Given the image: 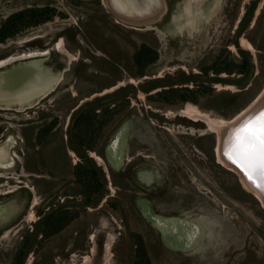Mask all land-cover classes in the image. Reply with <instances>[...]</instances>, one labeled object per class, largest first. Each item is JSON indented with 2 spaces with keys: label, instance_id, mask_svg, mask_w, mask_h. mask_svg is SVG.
Returning <instances> with one entry per match:
<instances>
[{
  "label": "rangeland",
  "instance_id": "rangeland-1",
  "mask_svg": "<svg viewBox=\"0 0 264 264\" xmlns=\"http://www.w3.org/2000/svg\"><path fill=\"white\" fill-rule=\"evenodd\" d=\"M164 2L144 27L105 0H0V29L51 13L0 40V59L50 50L0 68V147L18 156L0 168V264H264V208L217 162L216 133L178 113L229 120L262 90L264 0Z\"/></svg>",
  "mask_w": 264,
  "mask_h": 264
},
{
  "label": "bare ground",
  "instance_id": "bare-ground-1",
  "mask_svg": "<svg viewBox=\"0 0 264 264\" xmlns=\"http://www.w3.org/2000/svg\"><path fill=\"white\" fill-rule=\"evenodd\" d=\"M124 1H127V0H124ZM128 1H129L130 5H132V6H134V4L138 3V0H128ZM142 3H144L146 5V4H148V1H142ZM151 3H153V2L151 1ZM124 9H125V6H124ZM246 49L251 51L253 48L248 43V44H246ZM52 50L57 51V52H64V47H63L62 41L60 40L57 43H55ZM49 53H50L49 49H43V50L38 49V50H30L27 52H22V53H19L16 55H14V54L9 55V56H6L5 58L0 59V68L5 66V65H9L11 63L20 61V60H27V59H32V58L44 57V56L48 55ZM130 82H133V81L130 80ZM120 85H122V83H120ZM113 88H116V87H113ZM113 88H110L109 91H111V89L113 90ZM28 89H29V87H28ZM28 89H25V90H28ZM263 105H264V86H263L262 90L257 94V96L251 101V103L246 108L239 111L233 118H231L229 120H223V119L217 120L218 118L217 119L211 118L209 115L199 111V109L197 107H195L194 105H186L183 109L179 110L178 113L180 116L185 117L187 119H190L193 121L203 122L210 132L216 133L217 142H216V148H215V157H216L217 162H219L223 166H226L229 169L233 170L238 175L239 182L242 185V187L244 189H246L247 191H250L261 202V205L264 208V197L261 196L260 194H258V192L254 189V187H252L250 184H248L243 179L242 174H240L238 169L235 166H233L231 163H229L228 160L225 157H223V155H222L223 147L225 145V140H226V138H229V134L233 130H235L236 128L242 126L245 123V121L248 118H250L252 115H254ZM17 110H19V109H17ZM10 138H12V137H10ZM6 157L10 161H6L5 165H0L1 169H6L7 167H11L14 165L15 161H18L17 160L18 156H16V153H15V155L11 154V156H10L9 154H7L5 149L0 147V163H3V161H5V159H6ZM92 157L95 161L99 162V164H102L101 158L99 156L92 154ZM0 178H5V177L1 175ZM7 180H8V178H7ZM260 184L264 187V181H262L261 179H260ZM4 185H6V183H4L3 186ZM31 215H32V213L28 214V219H32V217H29ZM194 239H192V240H194Z\"/></svg>",
  "mask_w": 264,
  "mask_h": 264
},
{
  "label": "water",
  "instance_id": "water-1",
  "mask_svg": "<svg viewBox=\"0 0 264 264\" xmlns=\"http://www.w3.org/2000/svg\"><path fill=\"white\" fill-rule=\"evenodd\" d=\"M141 1H148V4L145 5ZM151 1L153 3H151ZM105 3L107 9L114 17L135 26L147 27L148 25L155 24L162 18L163 14L166 12V5L164 0H138V3L134 4V6L130 5L128 0H105ZM260 117H264V105L254 115L248 118L245 123L249 119ZM240 127L233 130L229 134V138H226L222 155L228 160L229 163H231L238 169L240 174H242L243 179L252 187H254L258 194L264 197V187L260 184V178L253 175L252 179H249V177L245 174V171H242L241 168L237 166V163L232 162L234 159H236V156L233 152L235 143L234 133ZM257 201L259 202V204H261L259 200Z\"/></svg>",
  "mask_w": 264,
  "mask_h": 264
},
{
  "label": "trees",
  "instance_id": "trees-1",
  "mask_svg": "<svg viewBox=\"0 0 264 264\" xmlns=\"http://www.w3.org/2000/svg\"><path fill=\"white\" fill-rule=\"evenodd\" d=\"M48 13V11L46 9H31V10H25V11H20L18 13H14L12 14L8 19H6L4 21V23L2 24L1 26V29H0V40H2L4 37L6 36H11L14 32H16L18 30V28L20 27H24V26H27V25H30V24H33L37 21H41V20H45L46 18H50L51 16V13L49 12V14H46ZM22 27V28H23ZM139 53V54H138ZM136 55V59L139 61L141 60H145L147 58L150 57V53L148 52V50L145 48V47H142L141 50H139ZM150 61V60H148ZM184 91H186L187 89H183ZM179 92V89H174V88H168L166 90H163V93L161 95H168V94H177ZM181 100H188V99H185V98H182ZM102 110L103 112H107V108L106 107H102ZM94 115V111H90L88 113H85L83 115H81L79 117V120H77V130L79 132H83V130L85 129H88L89 126H91L92 124V117ZM80 118H83V119H80ZM78 121H79V124H78ZM52 124L54 123H51V125L49 124L48 126L46 127H43L39 130L38 132V137H39V140L43 137V133L47 131H49L50 127L52 126ZM91 128V127H90ZM77 138H79L80 140V137L79 135L77 134ZM82 145H85V148L88 150L92 147H87L86 144L84 143H81ZM87 158V157H84V159ZM92 173V172H90ZM63 213H57V214H53V215H49L46 219V221L44 222V225H43V234L46 236L47 233L46 232H57L59 231L66 223L67 221H63Z\"/></svg>",
  "mask_w": 264,
  "mask_h": 264
},
{
  "label": "snow or ice",
  "instance_id": "snow-or-ice-1",
  "mask_svg": "<svg viewBox=\"0 0 264 264\" xmlns=\"http://www.w3.org/2000/svg\"><path fill=\"white\" fill-rule=\"evenodd\" d=\"M234 136L236 159L232 162L237 163L249 179L255 175L264 181V117L249 119Z\"/></svg>",
  "mask_w": 264,
  "mask_h": 264
},
{
  "label": "flooded vegetation",
  "instance_id": "flooded-vegetation-1",
  "mask_svg": "<svg viewBox=\"0 0 264 264\" xmlns=\"http://www.w3.org/2000/svg\"><path fill=\"white\" fill-rule=\"evenodd\" d=\"M233 47H235L234 45H232ZM239 51H240V49H239ZM240 52H242V51H240ZM215 148H216V146H215ZM214 153H215V150H214ZM12 154H14L15 155V153H12ZM3 186V185H2ZM12 191H7V192H4V193H0V196L2 195V194H9V193H11ZM48 217V216H47ZM47 217H46V219H47ZM43 236V235H42ZM20 256H18V257H16V258H14V260L16 261V262H19V260H20V258H19Z\"/></svg>",
  "mask_w": 264,
  "mask_h": 264
},
{
  "label": "crops",
  "instance_id": "crops-1",
  "mask_svg": "<svg viewBox=\"0 0 264 264\" xmlns=\"http://www.w3.org/2000/svg\"><path fill=\"white\" fill-rule=\"evenodd\" d=\"M35 142V146H36V148L38 147V145L42 142V139H40L39 140V137H38V133H37V135H36V138H35V140H34ZM37 142V143H36Z\"/></svg>",
  "mask_w": 264,
  "mask_h": 264
}]
</instances>
